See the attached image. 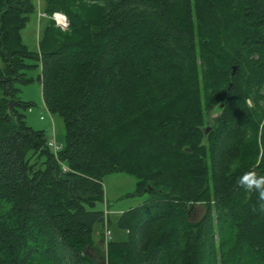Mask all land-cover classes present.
I'll use <instances>...</instances> for the list:
<instances>
[{
    "label": "trees",
    "instance_id": "trees-1",
    "mask_svg": "<svg viewBox=\"0 0 264 264\" xmlns=\"http://www.w3.org/2000/svg\"><path fill=\"white\" fill-rule=\"evenodd\" d=\"M40 1L0 0V264H264V211L236 184L264 175V0ZM30 67L64 124L57 151L25 119ZM114 172L147 197L103 250Z\"/></svg>",
    "mask_w": 264,
    "mask_h": 264
},
{
    "label": "rangeland",
    "instance_id": "rangeland-1",
    "mask_svg": "<svg viewBox=\"0 0 264 264\" xmlns=\"http://www.w3.org/2000/svg\"><path fill=\"white\" fill-rule=\"evenodd\" d=\"M37 12H34L30 15L29 20L27 21L25 27L22 30V38L24 43L31 49H37V36L39 31V20ZM63 14L59 13L56 17L60 21H63ZM53 16V15H52ZM65 16V15H64ZM55 21V20H54ZM68 24V23H67ZM67 27V26H66ZM66 27H62L65 29ZM3 66L2 60L0 58V68ZM27 76L31 77L32 80L27 84H16V87L19 89L20 98L31 105L23 110L25 113L26 122L35 129H43L47 135L50 134L52 130L51 120L53 121V129L56 141L63 145L64 143V124L60 116L56 114H48V112L43 107V100L41 96V84L39 81L40 68L39 67H30L26 70ZM198 86L201 89L203 78L198 77ZM205 80V79H204ZM31 107L32 111H29ZM220 110L216 105L211 111L204 114V121L206 124H211L214 122V119L219 115ZM40 115L44 116L43 120H40ZM62 142V143H60ZM206 145V142L202 143ZM104 192H105V203H97L95 209L103 210L105 217H110V223L107 224V221L103 228V238L105 240L103 250L106 249V241L112 239L115 241L126 240L128 235L127 231L117 225V220L120 214L128 210L129 208L138 206L141 204L144 199L147 197L146 193L141 195L136 193V178L125 172H114L107 174L102 179ZM205 207L203 204H196L193 209L188 213V219L190 222H195L198 220L201 215L204 213ZM99 227L96 228V233L99 237ZM215 229V241L216 245L221 239H227L229 237L228 233L222 232L221 234L218 231L217 224L214 226ZM106 230L110 231V236H104ZM248 236H252L253 232L251 229H248ZM220 253V252H219ZM215 264H220L219 254L215 253Z\"/></svg>",
    "mask_w": 264,
    "mask_h": 264
},
{
    "label": "clouds",
    "instance_id": "clouds-1",
    "mask_svg": "<svg viewBox=\"0 0 264 264\" xmlns=\"http://www.w3.org/2000/svg\"><path fill=\"white\" fill-rule=\"evenodd\" d=\"M238 188L248 193L257 194V204L260 211H264V175L258 174L255 170H249L236 179Z\"/></svg>",
    "mask_w": 264,
    "mask_h": 264
},
{
    "label": "built area",
    "instance_id": "built-area-1",
    "mask_svg": "<svg viewBox=\"0 0 264 264\" xmlns=\"http://www.w3.org/2000/svg\"><path fill=\"white\" fill-rule=\"evenodd\" d=\"M56 15L57 13H54L52 18L55 20V23L57 26L59 27H66L67 26V19L65 16H63V21L62 22H58L57 19H56ZM43 107L44 109L48 112V114L50 115L51 113L49 112V110L46 108V106L44 105L43 103ZM29 111H32L31 107L29 108ZM40 119L43 120L44 119V116L43 115H40ZM51 124H52V130L50 131V134L48 135V145L54 150V151H57L61 148V144H59L57 141H56V138H55V135H54V129H53V121L51 120ZM104 236L106 237H109L110 236V231L109 230H106L105 233H104Z\"/></svg>",
    "mask_w": 264,
    "mask_h": 264
},
{
    "label": "water",
    "instance_id": "water-1",
    "mask_svg": "<svg viewBox=\"0 0 264 264\" xmlns=\"http://www.w3.org/2000/svg\"><path fill=\"white\" fill-rule=\"evenodd\" d=\"M234 72H235V66L232 67V72H231V74L233 75Z\"/></svg>",
    "mask_w": 264,
    "mask_h": 264
},
{
    "label": "bare ground",
    "instance_id": "bare-ground-1",
    "mask_svg": "<svg viewBox=\"0 0 264 264\" xmlns=\"http://www.w3.org/2000/svg\"><path fill=\"white\" fill-rule=\"evenodd\" d=\"M58 14H59V13H57V15H58ZM57 15H56V16H57ZM63 16H64V15H63ZM56 19H57V17H56ZM57 21L59 22V20H58V19H57ZM60 22H62V21H60Z\"/></svg>",
    "mask_w": 264,
    "mask_h": 264
},
{
    "label": "crops",
    "instance_id": "crops-1",
    "mask_svg": "<svg viewBox=\"0 0 264 264\" xmlns=\"http://www.w3.org/2000/svg\"><path fill=\"white\" fill-rule=\"evenodd\" d=\"M41 4V1L39 0V5ZM40 119V118H39ZM41 120V119H40ZM60 143H62V142H60Z\"/></svg>",
    "mask_w": 264,
    "mask_h": 264
}]
</instances>
